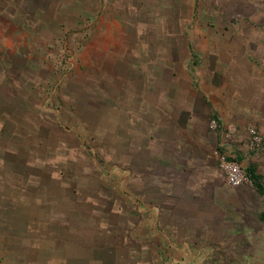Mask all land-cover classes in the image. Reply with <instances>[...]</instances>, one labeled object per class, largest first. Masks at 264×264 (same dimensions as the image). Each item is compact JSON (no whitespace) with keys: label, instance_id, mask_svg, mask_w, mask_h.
Instances as JSON below:
<instances>
[{"label":"crops","instance_id":"1","mask_svg":"<svg viewBox=\"0 0 264 264\" xmlns=\"http://www.w3.org/2000/svg\"><path fill=\"white\" fill-rule=\"evenodd\" d=\"M90 13L92 112L122 165V209L107 207L122 217L105 230L121 221L122 236L103 244L84 227L81 249L66 210L16 200L0 264L55 251L67 264L77 234L78 264H264V0H91ZM222 155L246 184L226 183ZM95 244L112 251L84 262Z\"/></svg>","mask_w":264,"mask_h":264},{"label":"rangeland","instance_id":"2","mask_svg":"<svg viewBox=\"0 0 264 264\" xmlns=\"http://www.w3.org/2000/svg\"><path fill=\"white\" fill-rule=\"evenodd\" d=\"M90 11L91 0H0V218L9 220L16 200L44 212L50 204L56 217L66 210L72 232L81 227L87 250L84 227L91 241L121 238V221L115 233L105 229L122 217L107 207L120 212L123 197L122 165L106 148L107 117L92 112ZM78 236L68 237L67 264H78ZM93 247L84 262L112 251ZM55 252L50 264H60Z\"/></svg>","mask_w":264,"mask_h":264},{"label":"built area","instance_id":"3","mask_svg":"<svg viewBox=\"0 0 264 264\" xmlns=\"http://www.w3.org/2000/svg\"><path fill=\"white\" fill-rule=\"evenodd\" d=\"M252 134L257 140V133L252 130ZM220 159V169L223 172L226 183L231 187H239L248 182V177L246 172L243 170L241 165L235 160H229L225 156H219Z\"/></svg>","mask_w":264,"mask_h":264}]
</instances>
